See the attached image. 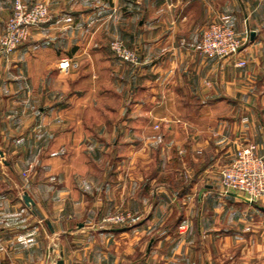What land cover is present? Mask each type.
I'll return each mask as SVG.
<instances>
[{
    "label": "crops",
    "instance_id": "obj_1",
    "mask_svg": "<svg viewBox=\"0 0 264 264\" xmlns=\"http://www.w3.org/2000/svg\"><path fill=\"white\" fill-rule=\"evenodd\" d=\"M42 1L50 19L0 53V264L173 263L204 230L264 243V198L219 187L240 145L264 156V0ZM224 15L243 67L199 49ZM113 37L140 62L117 59ZM118 209L129 225L102 220Z\"/></svg>",
    "mask_w": 264,
    "mask_h": 264
},
{
    "label": "built area",
    "instance_id": "obj_2",
    "mask_svg": "<svg viewBox=\"0 0 264 264\" xmlns=\"http://www.w3.org/2000/svg\"><path fill=\"white\" fill-rule=\"evenodd\" d=\"M228 18L229 15H224L207 25L202 32L199 49L207 56L232 58L235 66L243 67L246 61L238 56L243 42L228 22ZM49 19L47 3L41 0L31 3L13 0L10 13L0 32V53L7 55L14 51L27 39L32 27ZM109 48L120 61L130 64L140 62L137 51L127 46L120 38L112 39ZM75 65L76 62L69 57H61L58 61V68L64 72H68ZM32 167L33 163L29 164L22 174L26 175ZM220 188L223 193H241L250 202L264 196V156L257 152L253 143L240 145L231 161L222 168ZM128 218V213L116 212L105 220L119 224L126 222Z\"/></svg>",
    "mask_w": 264,
    "mask_h": 264
},
{
    "label": "rangeland",
    "instance_id": "obj_3",
    "mask_svg": "<svg viewBox=\"0 0 264 264\" xmlns=\"http://www.w3.org/2000/svg\"><path fill=\"white\" fill-rule=\"evenodd\" d=\"M43 2H45V1H43ZM114 38H118V37H113L112 39H114ZM73 61H75V60H73ZM76 66H77V63L73 67H76ZM178 161H179V159L176 158L175 162L177 163ZM220 173H221V171H220ZM220 178H221V174H220ZM219 187H220V181H219ZM242 197L244 198L243 200H245L247 202V198L244 195H242ZM263 198H264V196L256 199L255 201H252V202L258 203L257 201H259ZM116 212H123L124 214L128 213L129 214L128 220L124 223H119V224L105 220V218L107 216H110ZM260 215L264 219V214L260 213ZM103 217L104 218H102V220H104L108 225H111V227L112 226L113 227L123 226V225H129L130 224V221L132 218V213L128 210L118 209V210H116L112 213H109ZM184 230H181V231H184ZM209 233L210 232L206 231V230H204L201 233V237L198 238V240L193 244V248H192L193 250L189 249V251L187 252L188 254H186V259L182 258V260H180L179 262L173 261V263L165 261V263L167 262V264H229L228 263L229 256H232V258L235 259V261L232 263L230 262V264H260L259 259L263 260V262H264V243L261 242L260 246L259 245L249 246V245H244L243 241L240 240L238 242L239 244H237L235 246H226V245H222L221 243H218V241H216V239L211 240V238L209 237ZM237 236H238V238L242 237L241 235H237ZM219 237H222V236L219 235ZM144 248H143L142 252H140V254H139L140 257L145 256ZM246 255H250L251 258H250V260L249 259L248 260L251 263L248 260L244 263L239 261V260H242V257H244ZM259 255H261V256H259ZM258 256H259V258H258ZM139 262L140 263H138V264H146L143 260H142L143 263H141V261H139ZM165 263L163 261H156V264H165ZM262 264H264V263H262Z\"/></svg>",
    "mask_w": 264,
    "mask_h": 264
},
{
    "label": "water",
    "instance_id": "obj_4",
    "mask_svg": "<svg viewBox=\"0 0 264 264\" xmlns=\"http://www.w3.org/2000/svg\"><path fill=\"white\" fill-rule=\"evenodd\" d=\"M250 35L253 36V35H254V32L251 31V32H250ZM0 154H2L1 151H0ZM23 199H24V201H25L26 204H29V202H31L30 197H28V195H26V194L23 195ZM57 264H62V261L59 260V261L57 262Z\"/></svg>",
    "mask_w": 264,
    "mask_h": 264
}]
</instances>
